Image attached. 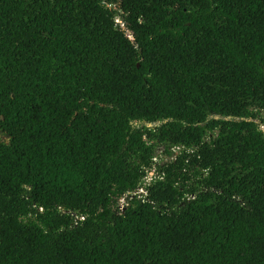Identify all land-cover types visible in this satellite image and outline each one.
Here are the masks:
<instances>
[{
  "label": "trees",
  "instance_id": "16d2710c",
  "mask_svg": "<svg viewBox=\"0 0 264 264\" xmlns=\"http://www.w3.org/2000/svg\"><path fill=\"white\" fill-rule=\"evenodd\" d=\"M263 126L264 0H0V264H264Z\"/></svg>",
  "mask_w": 264,
  "mask_h": 264
},
{
  "label": "built area",
  "instance_id": "2783aa9c",
  "mask_svg": "<svg viewBox=\"0 0 264 264\" xmlns=\"http://www.w3.org/2000/svg\"><path fill=\"white\" fill-rule=\"evenodd\" d=\"M262 129L264 130V126L262 127ZM182 148L178 147V148H173L172 149V156L171 157H168L165 155V151L164 150H161L158 155L160 157L157 156V158L154 159V166L151 170L147 171V176L145 177L144 179V183L143 184H140L139 185V188L132 192V193H129V194H126L125 196H123L120 200V209L122 211L125 210L126 207H128L129 205V202H130V199H133V198H142V194L143 193H146L147 192V189L148 187H150L152 185V183L158 178L161 176L159 175V172H158V165L159 164H163V163H168V162H171V161H175L178 159L179 155H180V152H181ZM84 219V218H83Z\"/></svg>",
  "mask_w": 264,
  "mask_h": 264
},
{
  "label": "clouds",
  "instance_id": "9594fccd",
  "mask_svg": "<svg viewBox=\"0 0 264 264\" xmlns=\"http://www.w3.org/2000/svg\"><path fill=\"white\" fill-rule=\"evenodd\" d=\"M144 183V181H142V183L141 184H143ZM149 188V187H148ZM143 196H145V197H147V196H149V189H147V192L146 193H143L142 194ZM83 219V218H82ZM84 220V219H83Z\"/></svg>",
  "mask_w": 264,
  "mask_h": 264
},
{
  "label": "rangeland",
  "instance_id": "374dc122",
  "mask_svg": "<svg viewBox=\"0 0 264 264\" xmlns=\"http://www.w3.org/2000/svg\"><path fill=\"white\" fill-rule=\"evenodd\" d=\"M5 139V138H4Z\"/></svg>",
  "mask_w": 264,
  "mask_h": 264
}]
</instances>
